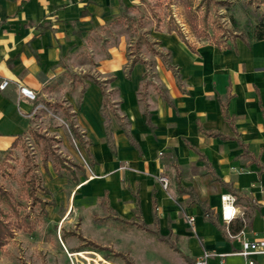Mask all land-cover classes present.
Returning <instances> with one entry per match:
<instances>
[{"label":"crops","instance_id":"crops-1","mask_svg":"<svg viewBox=\"0 0 264 264\" xmlns=\"http://www.w3.org/2000/svg\"><path fill=\"white\" fill-rule=\"evenodd\" d=\"M123 2L0 0V83L9 82L0 89V158L31 125L33 100L18 86L54 91L61 59ZM166 33L171 45L162 52L175 70L161 60L159 82L151 91L146 86L144 100L140 72L146 65L131 64L133 71L125 73V61L113 58L94 61L97 72L71 93L69 108L80 91L71 112L92 169L79 167L82 180L74 176L73 195L81 205L100 202L107 212L97 217L101 224L129 222L118 221L180 251L186 264L203 251L210 253L207 264H246L236 253L242 240H264V40L246 45L238 39L236 51L190 41L191 50L175 32ZM91 77L103 83L105 95ZM105 98L113 108L108 126ZM226 100L232 123L221 112ZM160 173L167 188L156 178ZM224 195L236 210L228 221ZM185 215L194 221L187 223ZM253 259L264 264V254Z\"/></svg>","mask_w":264,"mask_h":264},{"label":"rangeland","instance_id":"rangeland-1","mask_svg":"<svg viewBox=\"0 0 264 264\" xmlns=\"http://www.w3.org/2000/svg\"><path fill=\"white\" fill-rule=\"evenodd\" d=\"M191 1V11H195L200 0ZM207 1L214 3L209 10L211 19H215L226 33L235 29L246 31V19L253 16L251 21H254L262 8L257 7L250 15L242 0H226L232 2L233 9L229 11L217 5L218 0ZM183 2L125 0L117 13L91 30L70 54L61 59L54 91L45 89L43 94L35 93L30 130L1 155L0 163L4 161L6 165L0 167V184L20 197L23 195L18 184L21 172L36 170L48 190L45 196L41 191L38 194L54 201V205L47 207L46 218L35 219L30 232L15 229L14 235L8 237L0 249V264H186L180 251L137 228H123L121 223L110 218L105 223L98 222L97 217L107 213L99 201L81 205L75 200L73 178L76 175L82 180L76 165L80 164L87 173L92 172L81 142L72 138L69 128L71 109L75 110L81 100L80 91L77 101L72 99L73 104L68 107L71 93L77 92L83 81L88 82L89 74L97 72L98 65L94 61L103 58L125 61V73L128 69L133 71L132 59L145 61L146 66L141 65L140 80L146 81L147 89L151 91L162 74L158 66H163L160 57L150 48L164 52L171 45V35L166 33L169 23L178 25L197 47L209 44L213 39L211 34L196 38L189 32ZM153 13L156 14L154 19ZM231 16L238 26H232ZM138 26L139 30H134ZM139 34L145 35L151 47L139 40ZM106 81L107 88L115 84L110 77ZM110 96L116 99L114 93ZM56 109V114L51 112ZM107 109L111 112L113 108L109 104ZM163 176L167 178L164 173L156 178L160 182ZM185 220L189 223L186 215Z\"/></svg>","mask_w":264,"mask_h":264},{"label":"trees","instance_id":"trees-1","mask_svg":"<svg viewBox=\"0 0 264 264\" xmlns=\"http://www.w3.org/2000/svg\"><path fill=\"white\" fill-rule=\"evenodd\" d=\"M216 4L227 11L233 9L231 1L218 0L216 1ZM242 4L245 10H249L250 15L251 12L252 14H254L257 7L261 6L262 8L259 14H257L254 21H251L253 16H249L246 19V31L238 32L235 29L236 31L234 30L233 32L227 33L226 31L221 30V26L218 25L215 19H211L210 17V6L214 5V3L207 0H200V3L194 8L195 11H191L192 1L184 0L182 8L184 17L187 22V28L192 36L196 38H202L206 37L207 34H211V36H213V39L209 40L211 44L221 49H230L236 51V41L238 39L246 45H250L253 41L264 40V0H242ZM155 15L156 14L152 15L153 19ZM157 22L160 23L161 19L158 18ZM230 22L232 26H238V22L234 19L233 16L230 17ZM134 28V30H139V26ZM220 30L221 32L217 33ZM166 31L175 32L191 50H194V45H192V43L189 41L188 35L185 34V32L180 27H178V25L171 26L169 23L166 26ZM139 40L143 41V43L151 47V43H149L144 34H139ZM151 48L150 50L155 55H158L168 68L175 70V68L170 63L168 55L166 53L155 51ZM136 63L146 64L142 59L135 58L131 60V64ZM91 79L94 83L101 87L103 94L105 95L106 92L103 90V83L93 77H91ZM146 86L147 83H145V85L143 86V93L141 94V98L143 100L145 96L144 93ZM159 92L162 93V91L160 90ZM162 95L164 96L163 93ZM108 106L109 102L105 98L103 104V120L106 126H108L110 122V115L107 109ZM51 112L56 114L57 109ZM111 112H113V109ZM221 112L225 120L229 123H232L227 111V100L221 102ZM73 115L74 114L71 112V124L69 125L71 136L72 138L78 139L82 143V137L75 126ZM145 115H147L148 117L147 111H145ZM29 130L30 126L28 127L26 132H28ZM25 133H23L22 135H24ZM205 133L207 135H218L217 133L213 132ZM22 135H19L15 138V140L11 144V147L14 146L16 140ZM5 165L6 164L4 163V161L0 163V167H4ZM76 166L84 169L80 165ZM18 184L21 189L20 192H22L23 194L20 197H17L11 189H6L2 185V183L0 184V249L5 244L6 239L14 235L16 228L23 229L26 232H30L34 228L35 219L46 218L48 214L47 206L53 204L52 200L43 197L48 194V190L43 186V181L36 170L31 171L30 169H26L25 171L21 172ZM40 191L43 194L42 197L38 194ZM229 191L233 195H236L231 189H229ZM119 222L130 224L129 222H125L122 220H120ZM138 226L141 228H145L143 227V225ZM241 227V224L238 225L234 232H239Z\"/></svg>","mask_w":264,"mask_h":264},{"label":"built area","instance_id":"built-area-1","mask_svg":"<svg viewBox=\"0 0 264 264\" xmlns=\"http://www.w3.org/2000/svg\"><path fill=\"white\" fill-rule=\"evenodd\" d=\"M8 80H2L0 83V89H4L8 85ZM19 92L22 96L29 100H35V92L28 87L19 85ZM160 182L164 188L168 186V179L166 177H160ZM222 200V218L226 221L235 216L236 210L233 205V198L230 195H224ZM193 217H188V222L192 223ZM246 260V264H254L253 257L256 254H264V240H242L240 249L236 252ZM210 256L208 251H203L201 257H199L195 264H207V259Z\"/></svg>","mask_w":264,"mask_h":264}]
</instances>
